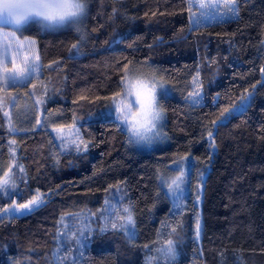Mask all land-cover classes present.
<instances>
[{"label": "trees", "instance_id": "1", "mask_svg": "<svg viewBox=\"0 0 264 264\" xmlns=\"http://www.w3.org/2000/svg\"><path fill=\"white\" fill-rule=\"evenodd\" d=\"M235 2L238 17L194 26L188 0H88L85 40L73 26L45 31L36 21L16 30L37 41L42 75L0 89V159L26 173L21 183L13 168L20 195L11 200L27 203L38 190L45 205L0 217V264H148L150 257L167 264L155 248L168 239L177 245L175 264H264V0ZM137 69L157 72L173 90L160 99L162 147L138 149L106 112L114 97L116 104L125 97V74ZM194 81L203 96L196 106L189 101ZM249 94L250 106L229 116L225 109ZM21 100L56 127L77 124L80 138L58 139L45 126L10 134L4 113ZM81 139L87 152L83 144L75 150L72 141ZM185 157L192 193L175 208L158 173ZM114 193L123 197L119 207L133 208L135 240L110 227L99 232L105 198L116 204ZM9 207L0 195V213ZM74 213L83 215L72 220ZM90 213L93 231L80 249L79 233L69 232Z\"/></svg>", "mask_w": 264, "mask_h": 264}, {"label": "snow or ice", "instance_id": "2", "mask_svg": "<svg viewBox=\"0 0 264 264\" xmlns=\"http://www.w3.org/2000/svg\"><path fill=\"white\" fill-rule=\"evenodd\" d=\"M87 3L88 0H0V25L14 26V29L10 32L0 31V89L15 87L17 85H26L33 77L38 75L39 65L32 63L24 69H18L15 61L12 59L13 50L15 49L18 51L23 46V42L15 34L16 30L23 28V26L28 24L30 21L36 20L43 28L61 26L72 22L77 26V31H80L79 24L82 22V18H84L87 14ZM222 4L225 9L223 14H221ZM193 8H197L199 10V16L192 12ZM187 9L191 13L189 18L192 20L194 26L200 25L202 22H210L212 20L222 21L225 17H238L239 14V6L235 0H222V2L221 0H212L210 3H205L204 0H188ZM80 38H84L83 34ZM72 47L77 48V45L73 44ZM35 60H39L38 55L35 57ZM9 63L12 64L11 68L8 67ZM260 71L264 72V68ZM125 80H127V73L125 74ZM195 83L199 82L194 81V86ZM122 88L124 89L125 94H128V84H122ZM136 95L140 105V112L138 115H142L144 117L149 127L146 131L142 132L137 130L134 124L130 125L131 135H129V142L136 144H151L154 140L161 137L159 128L162 127V124L160 123L163 119L162 109L157 106V99L154 91L148 94L138 91ZM189 95L191 96L190 104L192 106L198 105L203 99V96L198 91L190 93ZM251 99V94L242 96L238 107L234 105L231 111L228 109H225V111L228 112L229 116H231L235 111L243 112L250 106ZM113 104L115 105V119L118 122H124V126L127 129L130 121L129 115L122 114L123 110L120 108L119 104H116L115 97L113 98ZM4 116L8 117L9 114L5 112ZM227 118L228 117L226 116L223 117V119ZM223 119L221 120V123H223ZM213 126H216L215 121H213ZM14 132L15 129L11 127V121L9 119V133L13 134ZM76 136L77 139L80 138L79 129H76ZM207 139L209 147L214 148L215 138L211 129L207 131ZM14 143L15 141H9L10 157L13 159L14 154L11 150V145ZM72 143L75 144V150L77 152L81 151V144H83L82 150L87 152L88 145L87 143H84L82 139L80 140V143H76L75 140H73ZM177 170H180L179 167ZM9 171H12V169L10 168ZM0 174L5 176L7 175V173L4 172L3 167H0ZM16 175L20 182L23 183L24 176L26 175L23 165L16 166ZM181 176H183L182 171ZM180 183H182L180 177L170 180L165 176H160V186L162 188L167 186L165 195L172 200L174 207L177 208L180 207V204H178L177 201H180L183 198V191L180 188ZM4 184L7 185V181H4ZM119 191L120 189L117 187L116 193ZM0 195L8 196L10 210L4 209L3 211L5 214L12 216H15L18 212L20 215L30 213L33 210L39 209L45 205V200L42 198V194H40L38 190L37 193L27 201V203L16 204L15 201L11 200L13 195H20V192L16 188L15 179L13 180L10 188L4 187L3 189H0ZM114 196L117 199L116 204L110 203V198H105V207L101 209V218H105V216L107 217L105 221L106 227L100 228L99 232L104 233L108 231L110 227L112 230H119L126 233L128 240H135L136 230L133 208L131 206L123 208L119 207V204L123 202V197L116 196L115 193ZM121 212L123 215L120 214ZM82 215L83 214L81 213L69 214V218L75 220L80 218ZM91 215L95 214L90 213L87 217H85L76 232H69V235L73 237L77 236V232L79 233L75 242L80 249L85 247L84 241L89 239L86 233L93 231L89 225ZM60 219L62 227L69 228V225L63 223L66 217L62 216ZM117 220L119 223L116 222ZM172 231H174V229ZM199 232L200 223L199 220H197V236H199ZM161 235L162 233L157 234L158 239ZM167 235H171V232L167 233ZM145 247L147 248L148 245H145ZM155 251L158 259L166 261L167 264H175L178 251L176 243H174L171 239H168L165 244L157 246ZM59 252L60 249L57 248V253ZM80 254L83 255V252L81 251ZM56 259L57 261H60L61 257L57 255ZM152 259L153 258L151 257L149 258L148 264H152Z\"/></svg>", "mask_w": 264, "mask_h": 264}, {"label": "rangeland", "instance_id": "3", "mask_svg": "<svg viewBox=\"0 0 264 264\" xmlns=\"http://www.w3.org/2000/svg\"><path fill=\"white\" fill-rule=\"evenodd\" d=\"M204 2L210 3L212 2V0H204ZM224 10L225 9L223 8V4H222L221 14H223ZM192 12L195 13L197 16H199L200 14L197 8H193ZM85 18L86 17L82 18V22L79 24L80 31H77L79 34V37H81V35L83 34L84 38L82 40H85V34H86L85 28H84ZM232 18H235V17H231V18L225 17L224 19H232ZM224 19L222 21H224ZM213 21L215 20H212L210 22H202V23H211ZM30 22H36V20H32ZM190 23L193 24L191 19H190ZM69 26H73L74 28L77 29V26L74 25L72 22L66 23L61 26H55V27H50V28H43L42 26L41 27L45 31L47 30L57 31L58 29L69 27ZM24 27L25 25L23 26V28ZM13 29H14V26L12 25H0V31H3V32H10ZM15 34L19 38L17 31ZM19 39L22 40L21 38ZM35 44L36 43L34 41H31L30 39H26V41L23 42V46L18 51L15 49L13 50L12 59L15 61L16 67L18 69H24L30 66L32 63H35L41 66V63H40L41 60L40 59L35 60V57L37 55L39 56L38 52H36ZM8 67L11 68L12 64L9 63ZM41 72L42 71L38 70V75L35 77L42 75ZM125 81H126L125 83H127L129 86V92L128 94H125V97L120 99L117 102V104H119L120 108L123 110L122 114H127L130 117L129 127L126 129L128 132V135H131L130 125L132 124L135 125L137 130L142 131V132L146 131L147 128L149 127L144 117L142 115H138V113L140 112V105L138 103V97L136 95L138 91L144 92L146 94L151 93L153 91L155 92L156 99H157V106L162 109V117H163L162 121L160 122L162 124V127L159 128V131L161 132L160 138L154 140L151 144H145V143H140V144L132 143V144L138 149H141V148L142 149H152L156 147H162L163 144L166 143L168 139V135H166L165 124H164L166 120V113H164L160 99L162 96L164 97L171 96L173 93V90L170 89L167 83L159 76L157 72L155 71L150 72V70L149 71L140 70V69L129 70L127 72V80ZM196 84L195 86H193V89H194L193 93L198 91L202 95L201 89H199V86ZM4 90H6V88H4ZM190 100H191V96L189 97V101ZM202 103H203V100H201L199 104H202ZM14 108L15 109H13L12 112L10 113L8 112L9 116L7 118L10 119L11 127L15 129V132L28 131L27 129L39 128L41 126H45L53 130V132L55 133V136L58 139L71 140L74 138V136H76V129H79L80 131V128L78 127L77 124H74V127L73 126H69V127L54 126L52 122H49L46 118H43L42 114L41 113L39 114L31 106L30 102L27 100L18 101V104ZM106 112L115 119V108L107 109ZM121 124L124 125V122L121 121ZM11 150L14 154V157H16L17 152H15V149L11 148ZM9 153H10V149H9ZM15 166H16V163H14L13 161H11L8 164V162L0 159V167H3L4 172L7 173L6 176L3 174H0V189H3L4 187H8V188L11 187V184L13 183V178H12L13 174H12V171H9V169L11 168L13 170ZM178 167L180 170H177ZM181 171L183 172V176H181ZM191 171H192V167H191L190 159L185 157V159L175 161L174 163H167L164 166V168L161 169L158 173L159 182H160V176H165L169 178L170 180L180 177L182 181V183H180V188L183 191L182 200L177 201V203L180 204V206L186 203L187 198H189L192 193V189L190 185V178H189V174L191 173ZM4 181H7V185L4 184ZM162 189L167 190V186H164ZM170 201L172 200L170 199ZM172 206L174 207L173 202H172ZM8 209L10 210V207ZM19 211H23V210H19ZM15 216H22V215H20L18 212ZM0 217H7L10 219L12 215H8L2 212L0 213Z\"/></svg>", "mask_w": 264, "mask_h": 264}, {"label": "crops", "instance_id": "4", "mask_svg": "<svg viewBox=\"0 0 264 264\" xmlns=\"http://www.w3.org/2000/svg\"><path fill=\"white\" fill-rule=\"evenodd\" d=\"M20 38V37H19ZM26 39H30L31 41H34L36 44V52H38V45H37V41H35L34 39L32 38H29V37H26L25 39H22L21 41L25 42ZM27 53V52H26ZM39 54V57H40V53L38 52ZM40 59V58H39ZM41 63V62H40ZM39 71H42V63H41V66L38 68Z\"/></svg>", "mask_w": 264, "mask_h": 264}]
</instances>
